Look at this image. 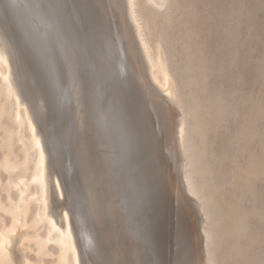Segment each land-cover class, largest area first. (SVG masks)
Here are the masks:
<instances>
[{"label":"bare ground","instance_id":"1","mask_svg":"<svg viewBox=\"0 0 264 264\" xmlns=\"http://www.w3.org/2000/svg\"><path fill=\"white\" fill-rule=\"evenodd\" d=\"M61 1L67 5L71 3L70 0V3H67L68 0H0V264H198L196 257L192 256V253L194 252L195 248L193 246L192 234L191 232H189L191 230L188 231V228L185 227L187 224L184 221L182 222V220H180L178 227L172 226V228L170 227V229H172L171 231L169 229L165 230V226L163 224H165V222H168L169 218H171L172 215H175L172 214L174 212H171V214H169L170 216L164 215L161 221L157 220V222L153 223L154 226L152 224L150 225L149 222L146 223L147 219L145 220L146 222L144 221V224H141L139 219H137L138 217H136V222L131 221L132 223H129L132 225L131 228H133L132 231L135 234V237L133 236L132 238L129 235L130 233H128V231L131 229L130 226L129 230H126V222L124 224L125 227H123V225L119 227V225L117 226V224L112 223L111 218L107 217V215L105 218V215H102L103 217L101 216L103 219L106 220H103L102 218V220H100V214H107L104 210V208L107 206V202L105 201V203L100 204L98 202L95 203V201H93V199L89 195V199L92 200L87 199L88 205H90L87 206L89 208H92V211L94 212V217L92 216V214L89 215H91V218H93L92 220H94L95 217L98 218L97 221L96 218L93 221V225H95V228H93V226L92 228L97 230V235L102 236V239H98V236L96 235L95 236L97 239L94 238L93 234L90 232L89 226L91 225L87 226V222H89L91 218L87 216L88 219L86 220L88 221H85L86 217L81 212V203L79 201V195L77 191L75 192V194H77L78 197H76L77 195H74V189L72 188L73 184L70 182L72 184L71 187L70 183L68 184V181L70 180L66 181V175L60 172V158L58 157V161L55 155V134L53 135V133L51 132L42 133L41 131H38L34 122L35 119L39 126L41 125L40 127L45 126L44 120L46 117H44V115L46 110L49 108V100L46 94L41 93L37 97L36 103H34L29 97L28 92L25 88V84L28 82H32L34 84H36V82L38 83V79L28 74L26 72L27 70L22 64V61L25 56L27 54H30L34 57H42V59H45L47 57H54L52 56L53 54H51V56H47L50 53V50L48 48L50 47L49 45L51 43L49 44L47 41L48 39H50V33H54V30L56 31L59 29H63V32L67 31L68 33H73L74 35L76 31L75 27H73L72 25L71 19L69 21L66 14L65 16L68 20L61 18L62 12L60 10H62V8L59 5V2ZM86 1L87 2L82 0H77V2L75 1V7L77 10L82 11L84 16H86V11H92L90 13L93 16V20L95 21L96 27L99 28L97 30L99 32L97 36H99L103 40L105 39L104 43L106 41V44H104V46H109L112 48L114 40L122 43V45L128 46L129 34L126 30L125 18H123V11L121 9L122 0ZM138 2H140V0H126V6L128 11L127 16L128 21H130V24L133 28L136 37L135 42L140 50L141 60L142 62H144L145 65L146 77L148 80L147 86H150L151 89L154 90V92H157L158 94L162 95L169 104L175 105L177 109H179V111L181 112V120L178 122L175 131L177 138H175L178 141L177 143L181 151L183 161L182 166L185 170L183 177V185L184 188H186L187 192L190 193L191 197H193V200L194 198H196V200L202 202V204L200 203L201 205L198 202L197 203L201 206L200 210L202 209L201 212L204 211V215L207 218V227L203 228L204 264H216L218 254L221 253V251H223L224 249H228L224 254L225 257L233 256L234 254L239 258V261L236 264H264V253L261 254V257L257 258L250 251H248L254 245H258L261 243H259L258 239L251 237L249 226L246 228V224L244 223L242 225L239 220L242 214H244L245 212L249 214L252 210H244L240 208V205H238V207L231 211L230 214L227 213V217L230 221L226 222L221 220V227L216 228L213 226L210 229V222L213 225L214 218H218L222 214V211L219 208V211H217L215 215H209L207 213V210L209 211V208L212 203H209L208 201L203 202V197L200 195L201 193H209L204 187V183L208 180V186L210 188L211 194L214 190V192L218 195L222 189L221 185H219L217 182H215L213 185L210 180L213 175L216 178L217 170L215 166L207 164L205 168H201L202 164L205 162V148H207V146L209 145L208 139H206L208 132L212 127H218L219 125H221L229 116H237L238 113L232 103L226 104V106L218 107L215 117L212 120H209L208 115L211 113V111H215L216 109L210 108L206 111V114H204L202 110V103L200 101L201 96L199 87L196 89V92L192 90L193 98L190 100V90L186 91V88L189 89L190 83L187 80H184V78L182 77V83L181 86H179L180 88L176 86L175 81L171 76V70L169 69L167 62L165 61V58H163L162 56V50L160 51L159 49H156L154 47V44L152 45V43L148 39L151 36L147 38V21L145 22V18L140 12V7L139 10L137 8L142 1L139 4ZM144 2L153 11L160 10L165 7L168 3V0H144ZM61 6L63 7L64 5ZM69 6L70 5H68V7ZM88 18H90L89 15ZM59 31L55 33L58 34ZM55 33L54 35H56ZM82 34L81 38L83 36ZM63 35L65 36L68 34L63 33ZM63 35L62 39L60 38V35L59 37H57L58 39H60L59 41L63 40ZM74 37L78 38L77 36ZM67 38L69 39L70 36H67L65 38V41H67ZM72 38L70 40L73 41ZM152 38H150L151 41L153 40ZM52 40L55 39L53 38ZM65 41H63V43L66 48V46L68 45ZM70 43L74 44V42ZM61 45L63 46V44ZM62 46H60V48ZM71 46L73 47V45ZM51 47L53 49L52 45ZM56 48L54 46V49ZM69 48L71 49V47ZM62 49L59 50L62 51ZM185 50H188V47H186ZM70 51L72 54V49ZM69 53H67V55ZM58 54L60 55L61 52ZM61 56L58 57L61 59L63 58ZM64 56H66V54ZM65 58H63L64 61ZM73 58L67 56L66 59H68L69 61V59ZM60 59L59 61H56L54 59L57 63L55 64L53 62L54 65H59L58 62H60ZM168 59L170 60V58ZM50 60L47 61V64H50V62L52 61ZM75 60L77 61V58L72 61ZM64 61L61 60V62ZM76 61L75 64L78 63V61ZM78 64L81 65L82 63L79 62ZM45 65L46 64L44 63V66ZM66 66L68 67L69 65L67 64ZM173 66L175 67L176 65ZM46 67L47 66H45V68ZM52 70L55 71V68ZM60 70L58 72H60ZM89 70L90 69H88V71ZM67 71L68 70H66V74L64 72V76L68 74ZM69 71L71 73V68ZM82 71H84V68ZM99 72L100 71L98 70L97 72L92 71V73L89 72V75L85 73L86 78H88V82H86L85 80L81 81L86 82V85L88 87L87 90L81 89L85 86V84H83L84 82L82 83L84 86L81 84V88L80 85H75L76 88L77 86L79 87V90L75 89L76 94H74L75 91L73 93L76 99L72 96L74 98V102L73 100H70V102H73L72 105L69 104V101H67L66 99L65 84L67 85L71 81V86L75 88V83H72V80H74L75 78H70L69 81L66 78L64 79V77L61 76L62 74L60 75V73L59 75L61 76L62 81L59 80L60 78L57 77V74H55V78H50L52 86L50 87V95L52 97L51 99L54 101L55 112L61 122L64 123V125H67V121L70 118L75 117L77 121L75 122L76 129L73 130H76L75 139L77 142L76 145L78 149L76 151H78L81 158L86 159V164L84 165H87L91 168L96 167L99 169V171H101L100 169H102L103 167L108 168L103 170H107L106 173L108 175L109 173L111 175L113 174L112 176L117 175L115 173L116 169H119L121 167L126 168L127 172L125 175H128L127 173L132 172L130 174V177L131 179H135L134 176L140 173L139 169L135 166L138 170L137 173L136 171H131L129 163L125 160V156L128 153L131 154V146L120 145V142L118 141L117 137H114V140L112 142L111 140L103 141L102 139H105V135L104 138L100 137V134L102 132V129L100 130V126L103 123V120L107 119L108 110L104 102L99 100L96 96L99 91H97V86L98 84L103 82V80H99V76L101 74H99ZM72 73L74 74V72ZM76 74L77 73H75V76ZM71 76L73 75L71 74L67 78L69 79V77ZM78 76L80 75L77 74V77ZM80 78L83 79V76L79 77V79L76 78L75 82L77 83ZM98 80L100 81V83ZM67 81H69V83ZM80 83L81 82H79V84ZM176 83L180 84V79H178ZM101 84L99 86H101ZM95 85H97V88L95 87ZM67 87H69V85ZM80 89L83 91V93L84 91L87 92H85L86 94L84 93L85 95H87H84L86 98L82 95V93H80ZM69 90L72 91V88H70ZM69 90L67 91L71 94L72 92ZM106 98L109 99V96H106ZM152 108H157L158 112V106L153 105ZM72 109L74 110V112L72 111ZM159 109L161 111H159V113L155 111V113L152 114L153 116H150L148 117L149 119H146V123L148 127H151L152 129L153 127L149 125L148 121L151 124H154L155 122V129H153V131L155 132V135L159 134L158 136L162 137L163 154L161 153V159H163L165 166L166 164H168L170 157L169 143L168 141H166V138L171 135L172 131H174V125L171 126L173 123H170L172 119L170 112H167L166 110L161 108ZM263 116L264 105L257 109V111L253 114L250 120L251 122L256 123ZM109 123H111V120L109 121ZM205 124L208 127H206ZM157 125L159 128H156ZM187 125L189 128L187 127ZM108 127H110V124ZM247 129L248 126L244 127L238 137H242L247 131ZM107 130L109 131V129H105V131ZM111 132L113 134L112 129ZM138 132L139 135L144 137L145 128L143 129V131L138 130ZM104 133L105 132L103 131V134ZM109 134L111 135L110 132ZM109 134L107 135L109 136ZM196 135H200L201 137L198 142H193V137ZM107 138L109 139V137ZM59 141H61V139ZM128 144L130 145V143ZM86 146L87 150H85ZM138 146L140 153L137 152L138 154L133 156L134 160H139V158H143L146 162H148L146 157L149 156L143 153L140 145ZM156 151L157 150L155 149V162L157 160ZM47 152L49 154V157L47 155ZM83 162H85V160ZM110 162H114V165L116 162L117 168L114 169V166V168L112 167V169L109 168L112 165L107 167ZM251 163H253L252 160ZM77 164L79 165V163ZM171 166H173V164ZM257 168L258 167H256V169ZM150 170L152 172L150 171L151 173L150 175H148H152L153 177L154 175L156 176V174L158 173L157 171L159 169L155 166V171H153L152 169ZM78 171L79 170H77V172ZM173 171H176V169ZM57 174L59 175V178ZM118 177L121 178L122 176H119L118 174ZM113 178L115 181V177H112L111 179L113 180ZM122 179L116 181L120 182ZM193 179L196 181V183L192 182ZM112 180H109V183L108 181L105 183L103 179L102 181H99V183L101 182V185L103 183L105 185H102L103 190L100 189L101 185H97L98 188H100L97 189L98 191L95 190V195L96 193H99L102 200H108L109 196H115L117 193L119 194L116 189L121 186V182L120 184L116 182L120 186L116 187V189H112L113 185H117L114 183L111 186L110 181ZM242 182L244 186L242 190L244 196L252 194V183L246 181ZM131 183L133 184V182ZM127 184L129 183L127 182ZM134 184L136 185V183ZM139 185H141V183ZM131 186L134 187V185ZM81 191L83 192L84 190ZM85 191H87V189ZM115 191L117 193H115ZM118 194L116 195V198ZM119 195H121L122 198V193ZM121 198L119 197V199ZM95 199H97V197L94 198V200ZM117 202L119 203V201ZM102 204L104 205V207L100 206ZM214 204L216 206L218 205L224 208L217 201H214ZM120 205H122V203H119L118 206L120 207ZM132 205L133 204H131V206ZM199 205L198 209L200 207ZM126 206L128 207L129 205ZM126 209L124 208V212L126 211ZM224 209L228 212L227 208ZM137 210L138 209H136V211ZM128 211L132 213L135 212V210L134 212L132 210H127L126 213H129ZM86 215H88V212L86 213ZM139 217L141 218V216ZM134 218L135 216H133L132 219ZM151 220L152 219L150 218V221ZM125 221L128 220H126L125 218ZM91 222H89V224ZM108 226H115L118 227V229L117 231L115 230L116 232H113V230L110 232V230H108V233L106 234L105 230L107 231L106 227ZM135 230H137V232ZM176 233H178V235L183 234V236H185V239L180 243L174 242L173 235H175ZM243 234L245 235L241 237ZM235 239H238V241H236ZM244 240H248V244H243ZM226 241L229 242V244H227L223 249H221V247H219L220 244ZM32 254H34V256H32Z\"/></svg>","mask_w":264,"mask_h":264},{"label":"rangeland","instance_id":"2","mask_svg":"<svg viewBox=\"0 0 264 264\" xmlns=\"http://www.w3.org/2000/svg\"><path fill=\"white\" fill-rule=\"evenodd\" d=\"M75 1L77 2V0ZM75 1L70 0L71 3L69 2V0L67 1V3H70L68 4L70 5L69 6L70 8L68 7L67 4L63 3L62 1L59 2L60 7L62 8V10L60 11L64 15L63 16L61 14V18L66 19L65 16L66 14L69 21L71 19L72 25L73 27H75L76 31L73 35V33H68L67 31L63 32L64 31L63 29L58 28L60 31L54 30V33L59 31L58 34L61 36L60 37L61 39L63 33L68 34L65 35L66 37L70 36L69 39L67 38V41H65L66 37L64 35H63L64 36L63 40L59 41L60 39L57 38L59 37L57 33L55 34L58 36L54 35V33H50L49 38L51 40L47 38L48 43L49 44L51 43L49 45L50 47L48 48L50 50V53L49 55L47 54L46 55L51 56V54H53L52 56L56 58L47 57L45 58L47 60L43 58L44 59L43 61L46 64L45 66H47L45 69L47 70V68L49 67L48 71H51L49 72L50 78L52 77L55 78L56 77L55 74H57L56 72L62 68L61 73L59 72L60 75L62 74L61 76H63L64 79L66 78L69 81L70 78L72 79L75 78L74 80L71 79L72 83L73 82L75 83V84L73 83L74 86L80 85L81 88L82 87L81 84L84 82L83 84H85L86 87L82 84L84 86V88L83 87L81 88L82 90L85 89L87 90L88 88L86 85V82H88L87 81L88 78H86L85 73L89 75V72L90 73H92V71L97 72V70L100 71L99 74L100 73L101 74L99 76V80L100 81L103 80V82H101L102 83L101 84L100 81L98 80L101 86H99L100 84L98 83H97L98 86L95 85V87L97 86L98 88L99 87L101 88L98 89L96 87L97 91L99 90L96 96L99 100L104 102L105 106L107 107L108 117H109V118L107 117V119L109 120L107 119L103 120V123L104 122H108V123H104V124L102 123L100 126V130L102 129L101 130L102 132L100 131L101 132L100 137L104 138L105 135V139L102 140L103 141L111 140V142L114 140V137H117L118 141L120 142V145L131 146L130 147L131 154L128 153L125 156V160L129 163V167L131 171H136L137 173L138 171L136 169L137 167L140 171L139 173L140 175L139 174L135 175L134 176L135 179L134 178L131 179L130 174L132 172L127 173L129 176L125 175L127 172L126 168L121 167L124 170H122L119 167H118L119 169H116L117 168L116 162L115 165L114 162L113 163L110 162V164L108 165L106 164L107 167L112 165L111 167H109L111 169L113 166L115 167L113 168L116 169L115 173L117 175L114 173L116 176H112L113 174L111 175L110 173L109 175L111 176H109L106 173L107 170H103L108 168H105L103 166H102L103 168L100 169L101 171H99V169L96 167L91 168L88 167L87 165H84L86 164V159L81 158L78 151H76L78 150L76 145L77 142L75 139L76 130H73L76 129L75 122L77 121L75 117L70 118L72 121L70 119L67 121V125H64V127L61 129V132L58 134V137H56L57 135L54 136L55 155L58 161H59L58 157L60 158L59 161V164L61 165L60 172L66 175V181L70 180L68 181V184L70 182L73 184L72 185L70 183V186L71 185L73 186L71 187L74 189L73 192L75 196L77 195L75 194V192L77 191L79 197L78 195L76 197L79 198V201L81 203L80 206L81 212L86 217L85 218L86 222L88 221L86 220L88 219L87 216L91 218V215L89 214H92V216L94 217L93 215L94 212L92 211V208L88 207L90 206L88 205V200H87L89 199L88 197L89 195L93 199V201H95V203L98 202L100 204V203H105V201L107 202V206L104 208L107 214L105 213L100 214L99 217L100 220L103 219L102 215H105L104 218L107 215V217L111 218L112 223L117 224V226L119 225L120 227L121 225H123V227H125L126 225L127 231L129 230V226L130 228L132 227V225L129 223L135 221L136 217H138L137 219H139L141 224L142 223L144 224V221L147 219V222L146 221L145 222L146 223L149 222L150 225L152 224L154 226L153 224L154 222H157V220L161 221L164 215H169L171 214V212H174L172 214L175 215H172V217L169 218V221L163 224L165 226V230L169 229L171 231L172 229H170V227L171 228L172 226L178 227L180 220H182V222L184 221L187 224L185 227L188 228V231L191 230L189 232H191L193 237V246L195 250L192 253V256L196 257L198 264H204L203 228L207 227L206 225L207 218L204 215V211L201 212L202 209L200 210L201 208L200 205L202 204V202L196 200V198H194L193 200V197H191L190 193L187 192L186 188H184L183 185V177L185 170L183 169L182 166L183 163L182 155L177 143L178 142L176 139L177 136L175 134L177 124L181 120V112L179 111V109H177L175 105L172 104L173 105L172 107V105L169 104L162 95L158 94L157 92H154V90L151 89L150 86H147L148 80L146 77V69L144 62H142L141 60L140 50L135 42L136 37L133 28L130 24V21H128L126 0H122L121 9L123 11V18H125L126 30L127 33L129 34L128 46L122 45V43L114 40L112 44L113 45L112 48L109 46H104V44H106V41L104 43L105 39L103 40L102 38L97 36L99 33L97 30L99 28L96 27L95 21L93 20V16L90 13L92 11L88 10L89 13L88 11H86L85 12L86 16H84L82 11L76 9L74 4ZM82 1L87 2L86 0H82ZM140 2H138V4L140 3V5H138L137 8L139 10L140 7V12L144 16L145 22L147 21L146 22L147 23L146 25L148 26L147 38L151 36L150 38L153 37L152 39L154 40L155 37V40H157V41L154 40L153 42V40L151 41V39L148 38L152 43V45L154 44V47L156 49H159L160 51L162 50L161 52L162 56L163 58H165V61L167 62L169 69L171 70L172 73L171 76L174 79L176 86L180 88L179 86H181L182 77L184 78V80H187L190 84H189V89L186 88V91L190 90L189 92L190 100L193 98V91L196 92V89L199 87L200 96H201L200 101L202 103V110L204 114H206V111L210 108L216 109L215 111H211V113L208 115L209 120H212L215 117L218 107L226 106V104L232 103L235 110L238 113L237 116H229L221 125H219L218 127L217 126L212 127L208 132L206 139H208L209 145L207 146V148H205L206 157L204 158L205 162L202 164L201 168H205L207 164L214 165L217 170V175L216 178L213 175V177L210 180L213 185L215 182H217L219 185H221L222 189L218 195L214 192V190L211 194L210 188L208 186L209 183L208 180L207 182L204 183V187L209 193L208 194L201 193L200 195L203 197L202 199L203 202L208 201L209 203H212L209 208V211L207 210V213L209 215L210 214L212 216L215 215L216 212L219 211V208L222 211V214L218 218H214L213 225L210 222V227H209L210 229L213 226L216 228L221 227L222 226L221 220L226 222L230 221L227 217L228 215L227 213L230 214L231 211H233L235 208L238 207V205H240V208L244 210H252L249 214H247L246 212L242 214L239 220L240 223H242V225L244 223L246 224V228L249 226L251 237L258 239L259 243H261L258 245H254L248 250L255 257L259 258L261 257V254L264 253V216H263L264 215V168H263L264 167L263 166L264 116L261 119H259L256 123L251 122L250 119L253 116V114L257 111V109L264 105V0H168V3L165 7H163L160 10H153V11L144 2V0H140ZM61 5L64 6L62 7ZM88 15L92 19L88 18ZM81 34L83 35L82 38H81ZM52 36L55 40H52L53 39ZM74 36H77L78 38ZM71 38L73 39V41L70 40ZM63 41L67 42L68 46H66V48L64 46ZM70 42H74V44ZM61 44H63V46ZM51 45L53 46V49ZM71 45H73V47ZM54 46L55 48L56 47L57 48L54 49ZM60 46L62 47L60 48ZM69 47H71L73 51L72 54L74 56L71 54L70 51L71 49ZM186 47H188V50H185ZM59 49H62V51ZM54 51L56 52V54L60 52L61 54L56 55ZM67 53L69 54L67 55ZM65 54L66 56H64ZM58 56L59 57L61 56L63 58L65 57L67 58V56L72 58L75 57V58L69 59V61L68 59L65 58L64 61L63 58L60 59ZM53 58L56 61H59L60 59V62H58L59 65L57 66L54 65V63L55 64L57 63ZM76 58L78 63L79 62L82 63L81 64L82 66L78 63L75 64L76 60L72 61ZM168 58H170V60ZM49 60L51 61L50 62L51 65L47 64L48 63L47 61ZM61 60L64 61L65 63L61 62ZM67 64L69 65L68 67L66 66ZM173 65L176 66L174 67ZM69 67L71 68V73L69 71L70 70ZM54 68L55 71L52 70ZM83 68L84 71H82ZM88 69L90 70L88 71ZM66 70H68L67 71L69 74V75L67 74L68 76H70L71 74L73 75L69 77V79L67 78L68 77L67 75L64 76V72L66 74ZM72 72H74V74ZM75 73H77L80 76L77 77V74L75 76ZM50 74H52L53 76ZM60 75L58 76L57 74V77H59L60 78L59 80L62 81ZM82 76L83 79L80 78V80H78L76 83L75 82L76 78L79 79V77ZM178 79H180V84H178L179 81L178 83H176ZM81 80H85L86 82ZM69 81L67 82L69 83ZM79 82L81 83L79 84ZM68 85L69 87H67ZM65 86L64 87H65L66 99L67 101H69L68 103L72 105V103L74 102L73 99L75 98L74 94H76L75 89L79 90V87L78 86L77 88L76 86L75 88L72 87L71 81L69 84L67 85L65 84ZM70 88H72V91L69 90ZM66 89L71 91L72 93L71 94L68 93ZM81 89H80L81 92L80 91L78 92L82 93V95L84 96L87 92L84 91V93L86 92L84 94ZM112 92L114 93V95ZM106 96L107 97L109 96V99H107ZM120 98H122V100L124 101L127 110L126 113L128 119L126 122L127 126L125 128L121 125L119 120ZM70 100L71 101L73 100V102H70ZM152 104L158 106L161 109L166 110L167 112H170L172 117L170 123L171 124L173 123L171 126L174 125L173 126L174 131H172L171 135H169L166 138V141H168L169 143L170 157L168 164H166L165 166L163 159H161L162 158L161 153L163 154L162 137L158 136L159 134L155 135V132L153 131V129H155V122L154 124H151L148 121L149 125L153 127L152 129L151 127H148L146 123V119H149L148 117L153 116L152 114H154L155 111L157 112V108H155L156 110L152 108L153 106ZM159 108L157 113L161 111ZM72 111L74 112L73 109ZM110 120L111 123H109ZM34 122L36 124L38 131H41L42 133L49 132L45 128V126L40 127L41 125L39 126V124L36 122L35 119ZM109 124L110 127H108ZM205 126L208 127L206 124ZM246 126H248V129L245 132V134L242 137H238L241 133V130ZM143 127L145 128L144 137L138 134L139 133L138 130L143 131L144 129ZM104 128L109 129V131L108 130L105 131ZM156 128H159L158 125L156 126ZM111 129L113 131L114 136L111 132ZM103 131L105 132L104 134ZM109 132L111 133V135L109 134ZM254 132H256L257 134ZM107 134H109V136ZM59 136H61L62 138ZM107 137H109V139ZM200 137H201L200 135H196L193 137L192 141L198 142ZM59 138L61 139V141H59L60 140ZM127 142L130 143V145ZM138 145H140V147L142 148L143 153L149 156L146 157L148 162H146L143 158L142 159L139 158V160L138 159L134 160L133 156L137 155L138 154L137 152L140 153ZM155 149L157 150L156 162H155ZM85 150H87V146ZM47 155L49 157L48 152ZM60 156L64 158H61ZM84 160L85 162H83ZM251 160L253 163H251ZM77 163H79L80 166ZM172 164L173 166H171ZM155 166L159 170L157 171L158 173L156 174V176L155 175L153 176L155 178L154 179L152 175L151 176L149 175L152 172L150 169L155 171ZM256 167L258 168L256 169ZM175 169L176 171H173ZM77 170L79 171L77 172ZM118 174L119 176L122 177L121 178L118 177ZM110 177L111 178L115 177V181L114 178L112 180ZM119 178L120 179L123 178L120 181L121 186L119 185L120 182L116 181V180L119 181L120 180ZM102 179L105 183L107 181L109 183V180H112L110 181L111 186L114 183L115 184L119 183L117 185H113L112 189H116V187L120 186L119 188L116 189V191L119 192V194L122 193V198L121 195H119L116 191L115 193H117L122 200L119 199L118 196L116 198L117 194L115 196L113 195L109 196L108 200L107 199L102 200L99 193H96L97 196L95 195V190L99 189L100 187H101L100 189L103 190L102 185L105 184L103 183L101 185L100 184L101 182L99 183V181H102ZM126 180L129 184H127ZM242 181L252 183L253 185L251 186L253 188L252 194H248L247 196H244L242 191L244 188ZM131 182H133V184ZM192 182L196 183L194 179L192 180ZM134 183H136V185ZM140 183L141 185H139ZM97 185L98 186L101 185V186L98 188ZM131 185H134V187ZM138 187L139 190L141 191L143 189L146 195V203L148 206L147 211H150L148 217L152 219L151 221L150 218L148 219L144 217V215H142L141 212L140 215L139 210L136 211L137 208L134 203H135ZM86 189L87 191H85ZM81 190L84 191L82 192ZM96 197L97 199L94 200V198ZM127 197H129L130 199ZM123 200H126L127 202ZM213 200L215 202L216 201L219 202L224 208H227L228 212L221 206L217 205L218 206L217 207L214 204ZM117 201H119L120 204L122 203V205L125 207H123L122 205H120L119 207L118 206L119 203ZM197 202L201 204L199 205ZM131 204H133L135 208L133 207V205L131 206ZM197 204L200 206L199 209ZM126 205L129 206L127 207ZM100 206L104 207L103 204ZM124 208L125 209L127 208L125 212H124ZM133 208L136 213L134 212ZM88 209L90 212L88 211ZM127 210L130 211L132 210L134 213L129 211H128L129 213H126ZM85 212L86 213L88 212V215H86ZM130 213L132 216L130 215ZM130 216L132 218L133 216H135V218L132 219ZM139 216H141V218ZM125 218L129 222L125 221ZM92 219L93 218L89 220V222L92 221L90 224L89 222H87L88 223L87 226L91 225L89 226L90 232L93 234L94 238L98 236L97 238L100 239L102 236L97 235L98 234L96 233L97 230L93 229L95 228L94 227L95 225H93L94 220ZM97 219L98 218H96V221ZM106 229L107 231L105 230V233L107 234L108 230H110V232L112 230L113 232H116L118 227L108 226L106 227ZM132 229L133 228H131L128 231V233H130L129 235L133 238V236L135 237V234L133 233ZM135 231L137 232V230ZM244 235L245 234H243L241 237H243ZM173 236H174L173 237L174 242L180 243L185 239V236H183V234L178 235V233H176ZM235 240L238 241V239ZM227 244H229V242L227 241L222 242L219 247L223 249ZM243 244H248V240H244ZM224 250L218 254L217 257L218 259L216 264H236L239 261V258L234 254L233 256L225 257L224 254L228 249H224ZM32 256H34V254H32Z\"/></svg>","mask_w":264,"mask_h":264},{"label":"water","instance_id":"3","mask_svg":"<svg viewBox=\"0 0 264 264\" xmlns=\"http://www.w3.org/2000/svg\"><path fill=\"white\" fill-rule=\"evenodd\" d=\"M42 57H34L30 54H27L25 58L22 61L23 66L27 70L26 72L38 79V83L36 84L32 82H28L25 84L26 91L28 92L29 97L31 100L36 103L37 97L44 93L46 94L48 100H49V108L46 110L44 117V125L45 128L51 132L57 135L61 132V129L64 127V123L61 122V120L58 118V115L55 112L54 107V101L51 99L50 95V76L49 71L45 69L44 62H42ZM61 73V70H60ZM57 74L59 76V72L57 71ZM119 120L121 125L125 128L127 126V113H126V105L122 98L119 100ZM53 126V127H52ZM135 205L136 208L145 215L146 218L150 214V211H147V203H146V195L144 193V190H137L136 199H135Z\"/></svg>","mask_w":264,"mask_h":264}]
</instances>
